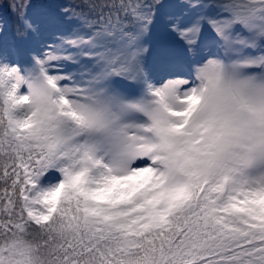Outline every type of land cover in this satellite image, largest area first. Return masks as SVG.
<instances>
[{
    "label": "snow or ice",
    "instance_id": "6c2138e0",
    "mask_svg": "<svg viewBox=\"0 0 264 264\" xmlns=\"http://www.w3.org/2000/svg\"><path fill=\"white\" fill-rule=\"evenodd\" d=\"M0 264H264V0H0Z\"/></svg>",
    "mask_w": 264,
    "mask_h": 264
}]
</instances>
